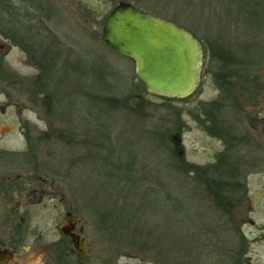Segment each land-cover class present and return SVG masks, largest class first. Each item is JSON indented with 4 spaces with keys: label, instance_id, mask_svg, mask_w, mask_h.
<instances>
[{
    "label": "rangeland",
    "instance_id": "obj_1",
    "mask_svg": "<svg viewBox=\"0 0 264 264\" xmlns=\"http://www.w3.org/2000/svg\"><path fill=\"white\" fill-rule=\"evenodd\" d=\"M121 1L178 24L203 43L208 57L192 95L178 99L149 93L136 75L135 61L100 40L106 18ZM33 2L32 14L44 15L45 24L19 19L18 26L31 44L54 51L56 65L42 74L28 53L0 32V230L20 219L44 229L60 219L66 205L97 204L99 216L109 212L118 225L102 234L107 251L127 256L144 251L148 264H221L228 237L233 242L237 235L233 224L208 204L199 175L181 173L173 163L209 169L224 152L206 113L207 102L222 92L219 73L230 74L233 87L227 85L231 99L216 113L238 135L255 140L252 150L241 146L234 155L264 157V0H257L255 15L231 0ZM220 46L232 57L225 70ZM100 61L115 77L101 79L92 69ZM141 90L149 93L145 110L115 112L101 104L103 96L125 102ZM132 160L135 176L125 171ZM261 167V173L241 180L248 183L244 208L232 217L243 231L250 229L243 221L264 222V162ZM174 202L179 212L173 213ZM249 204L254 205L251 213ZM120 264L136 260L122 258Z\"/></svg>",
    "mask_w": 264,
    "mask_h": 264
},
{
    "label": "flooded vegetation",
    "instance_id": "obj_2",
    "mask_svg": "<svg viewBox=\"0 0 264 264\" xmlns=\"http://www.w3.org/2000/svg\"><path fill=\"white\" fill-rule=\"evenodd\" d=\"M201 44L203 47L202 42ZM203 52L204 56L208 57L204 48ZM216 78L222 92L219 98L207 102L206 106L209 109H218L220 106L225 108L226 102L228 103L231 99L227 96L228 91H224L227 85L230 88L233 87L231 83H228L224 76ZM39 81L40 79L38 83ZM227 127L230 126L227 125ZM230 128L232 130L227 133L225 139L215 136L224 142L225 149L215 160L218 162L209 165L210 182H213L215 176L213 174L216 173L220 179H224L222 188L206 190L210 201L208 204L215 210L223 211L226 224H233L231 228L237 233L235 237H232L235 240L231 239L233 242L228 237L223 247L221 264H264V222L258 225L251 219L243 221V226H250L249 230L243 231L232 217V212L242 205L241 199L248 190V183L241 180L247 181V178L255 171H261L264 157L256 153L246 157L234 155V151L239 152L238 149L241 146L252 150L255 140H252L250 134L238 135L239 131L237 132L233 127ZM215 195H221V199H217ZM242 206L244 208V205ZM253 206V204L245 205L246 211L253 212ZM81 207L75 209L73 206L66 205V209L60 213V219L52 221L50 225L47 224L40 230L37 224L34 225L29 220L7 221L9 229L0 230V264H120L122 258L136 260V264H148L145 260L147 253L144 251H136L127 256L110 252V248L108 251L107 248L103 249L102 234L115 232L117 222L102 219L99 216L101 210L97 204H83ZM87 216L94 218L86 219ZM107 216L111 214L105 212L103 217ZM122 242L125 243L121 240L120 243ZM135 243L138 244L137 241ZM157 264L162 263L157 262Z\"/></svg>",
    "mask_w": 264,
    "mask_h": 264
},
{
    "label": "water",
    "instance_id": "obj_3",
    "mask_svg": "<svg viewBox=\"0 0 264 264\" xmlns=\"http://www.w3.org/2000/svg\"><path fill=\"white\" fill-rule=\"evenodd\" d=\"M103 41L136 63V75L149 93L186 98L202 80L201 42L185 28L121 1L106 18Z\"/></svg>",
    "mask_w": 264,
    "mask_h": 264
},
{
    "label": "trees",
    "instance_id": "obj_4",
    "mask_svg": "<svg viewBox=\"0 0 264 264\" xmlns=\"http://www.w3.org/2000/svg\"><path fill=\"white\" fill-rule=\"evenodd\" d=\"M33 3H34L33 0H0V32H2L9 39L18 43L26 51V53H28V55L30 57V61L38 67V69L40 70V72L42 74H46V73H48V71L50 72V71L55 69L53 67L56 65V62H54L55 61L54 51L52 52L51 48L45 49L42 46L37 47L34 44H31V41L28 38L27 34H25L23 31H20V27L18 26V23L20 22L21 19L22 20L25 19L24 21H27V22L35 20L38 23L45 24L46 18L44 15H38L35 11L34 12L36 14L35 15L32 14L33 10L31 8H33V6H34ZM231 3L232 4L234 3L238 6H242V5L246 6L248 8V10H251L250 14H252V15L253 14L255 15V12H256L255 7L258 6L257 0H247V1L231 0ZM12 5H14V6L16 5V6L13 8ZM15 8H16V10H15ZM262 12H263V16H264V11H262ZM262 20L264 21V17H262ZM100 40L103 41L102 37ZM227 51H228L227 48H224L221 46L219 47V58L218 59L221 62L220 65H222V70H225L224 64L228 63L227 61H229L232 58L229 51L228 52ZM104 64H105V66H104ZM104 64H103V62L98 63V65L95 64V66H92L93 67L92 69L95 72H97V74L101 77V79L103 78V80H104L106 78L105 80L107 81V80L111 79V77L112 78L115 77V72H112L110 69V66H108L106 63H104ZM222 76H224V78H226L227 82L231 83V85L233 86V83L231 82L232 80H231V78H229L230 74L219 73L217 75L218 78H220ZM232 79H234V76ZM140 84L145 87V85L142 81H140ZM224 91H228V88L226 87L224 89ZM145 94H149V93L146 92L145 90H141L140 93H138V95H136L134 93V91H132V94L130 95V97H128L126 99L125 102H122L121 100L117 99L116 96H114V95H106V96H103L101 98V101H102L101 104L103 106L108 107L111 110H114L115 112L116 111H123V110L124 111L129 110L130 112H137L139 110H145L146 109L143 105L144 102L146 101L145 97H144ZM130 101H133L135 104L131 106V104L129 103ZM102 105H100V106H102ZM216 106H219V105L216 104ZM221 108L223 109V107H221V106L218 107V109H214V108L209 109L208 108L206 110V113H207V115L210 114L209 120H211L213 122V126H212L213 128H212V130H210L211 134L214 136H218L219 138L225 139L227 133L231 132L232 129L230 127H227V125L225 123H223V121L220 119L219 113H216V112H220ZM174 135H175V133H173L171 136H174ZM135 162L136 161L132 160L127 165V168H125L126 172H128L129 174L131 173V175H134V176L138 174V169L136 167ZM173 167L174 168L176 167L177 171H182L181 173H183V172H185V173L196 172L197 175H199V180H198L199 185L203 186V188H205V190H209V189L211 190L212 188L213 189L214 188H218V189L222 188L221 184H223L222 181L224 179H220V176H218V174L215 173V174H213V175H215L213 178V182H210V170L208 168L207 169L201 168V167L195 166L193 164H190L188 162L180 163L177 161V159H176V162L173 163ZM172 170L174 171V169H172ZM219 173H220V171H219ZM201 177H206V178H201ZM113 179H116V178H113ZM165 196L167 198L172 197L169 194V192L166 193ZM214 197H216L217 199H221V195H215ZM174 203H176V202H174ZM175 206L176 207L173 208V210H174L173 213L179 212L178 203H176ZM102 219H112V216L103 217ZM134 244H137V243H134Z\"/></svg>",
    "mask_w": 264,
    "mask_h": 264
}]
</instances>
